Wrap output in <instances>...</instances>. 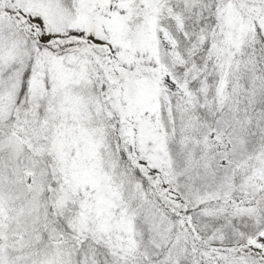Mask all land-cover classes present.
I'll list each match as a JSON object with an SVG mask.
<instances>
[{
  "label": "snow or ice",
  "instance_id": "1",
  "mask_svg": "<svg viewBox=\"0 0 264 264\" xmlns=\"http://www.w3.org/2000/svg\"><path fill=\"white\" fill-rule=\"evenodd\" d=\"M0 264H264V0H0Z\"/></svg>",
  "mask_w": 264,
  "mask_h": 264
}]
</instances>
